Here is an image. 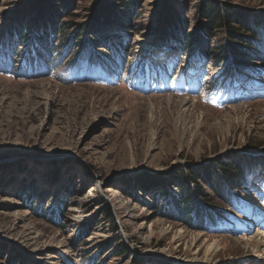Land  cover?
Returning <instances> with one entry per match:
<instances>
[{"label": "rangeland", "instance_id": "374dc122", "mask_svg": "<svg viewBox=\"0 0 264 264\" xmlns=\"http://www.w3.org/2000/svg\"><path fill=\"white\" fill-rule=\"evenodd\" d=\"M58 1L0 0V51L14 43L8 28L33 7L20 53H9L14 63L0 54V264H264V240L258 250L249 242L264 238V62L245 57L254 75L230 66L231 52L218 51L233 43L229 32L216 29L212 40L202 33L203 0H139L122 22L118 0H71L59 38L34 42L36 6L58 9ZM212 1L264 25V0ZM98 11L108 20L96 31ZM108 35L123 38L122 57L105 69L57 57L54 73L17 69L31 47L37 55L52 44L78 50ZM191 38L196 48L181 51ZM202 42L210 51L203 58L195 53ZM254 45L264 51V40ZM235 160L245 174L228 205L190 179L219 213L217 225L203 230L171 208L191 175ZM226 187L217 189L225 198ZM213 238L219 253L205 259Z\"/></svg>", "mask_w": 264, "mask_h": 264}, {"label": "trees", "instance_id": "16d2710c", "mask_svg": "<svg viewBox=\"0 0 264 264\" xmlns=\"http://www.w3.org/2000/svg\"><path fill=\"white\" fill-rule=\"evenodd\" d=\"M118 1H119L118 7L120 8V12L115 13V15L120 16L118 17L119 19H121L119 21L120 22L124 21L123 18L126 16L132 19L131 15H135L133 11L136 10L139 0H118ZM203 2L204 5L203 6L201 5L200 13L202 17L201 19L205 21L204 25L201 26L204 37L206 38L209 37V40H212L215 37L213 33L216 29H220V30L222 29L224 31V34H227V32H229V34L226 37L231 38L233 43L229 42L226 43V45H222L218 47L219 53L222 54L224 58H226V55L231 52L230 57L233 56V58L227 61L230 64V66L235 67L236 68L235 70L238 71L240 70L239 72H241V74L246 73L249 75H254V70L252 69V67L244 66L243 62L245 57L250 58V56L254 57V59H251L254 62V64H256L257 62H261V63L264 62V51L260 50V47H256L255 45L254 48H251V43L253 41L259 42L264 40V25L261 24L262 23L260 22L261 19L259 20L257 18L253 22H250V20L246 18L243 14L241 15L240 13L237 12L225 11V14L221 13L212 0H203ZM71 5H72L71 0H67V1L59 0L58 9L53 7H50L49 9L40 5L36 6L37 11L34 15L33 23H35V26H39L41 30L37 34V39L33 41L35 42L36 40L39 41L48 40L52 43V40L58 39L60 19L62 18L64 12L65 13L69 12V8H71ZM26 8L25 11L24 10L22 11L20 18L17 19V24H15L14 27L10 26L7 30L8 31L7 37H9V39L14 43L11 46L8 45L6 49H2L0 51V54L9 64L14 63L9 53L11 52L17 54L20 53L19 48L23 44L25 38L24 30L25 27L28 26L27 19L31 16V14H33L32 13L33 7L29 9ZM95 14L96 16H94V18L97 20L94 29H97L96 31H99L100 28L103 29V27L106 25V20H108V16L106 17L104 14H102L99 11L96 12ZM231 23L238 24V26H236L238 28V31L237 29L235 30L230 26ZM231 29H233L234 31H232ZM104 33L103 36L105 35ZM108 37L109 35L103 37L102 40H100L99 38L98 42L94 41V43L83 42V41L81 43L79 42L76 44V46L78 47L81 46L78 50H73L72 44L69 46V48L66 49H64L65 47L64 43L56 47H54L52 44L50 48L47 49L44 55H40V54L37 55V50L31 47L33 56L30 57L29 56L30 51H26L25 56L20 58L21 61L16 62L17 69H20L21 71L25 72L29 67L32 66L31 69L32 70L34 69L36 71L30 73V75L33 76L35 73L40 74V68L42 66H46L47 69L45 70L47 71L48 74L54 73V71H59V69H62L57 67L58 64H54L55 63L54 57L59 58L61 62L65 58L66 59L71 58L70 65L71 64L75 65L78 62H81L82 64L87 63L88 70H89V65L93 66V68L102 66L103 69H105V67H107L106 65L107 62L116 63V61L120 60L122 57V54H119L118 52H119V48L121 47L123 38L120 39V42H115V40L112 41L111 38ZM181 37H182L181 39H183L186 36L182 34ZM194 41L197 42L198 44V41L194 38H191L190 40H186L185 44L179 45L180 50L183 51V50H189L191 48H196L194 45ZM26 46L27 45H25V47ZM203 47L204 49H202ZM199 49L200 50H195V53L198 52L197 54L202 58L207 57L208 53L210 52L208 51L206 42H202L199 46ZM248 50H252V51L249 52L250 53L249 56H246ZM60 71L64 72L65 70L63 69ZM235 161L236 164H233L234 166L232 168H228L224 164L217 167L218 174L216 171H215L216 173L211 174L214 171L212 169L208 172V174H205L204 172H199L197 174L191 175L190 178L186 180V182L185 181L182 182V186L178 191L179 194L178 197L182 196L180 198L181 201H179V204L178 203L176 204L174 201L172 203L170 202L169 205H171V208L182 212L185 215V218L188 223L196 222L200 225V228L205 227L202 228L203 230H207L209 226L217 225L216 220L214 221L213 217L214 215H217L219 213H216V211H214L213 206L210 205L208 202L207 203L204 202L206 198H204V196L200 197L201 191L199 190V188H197V190L192 189L194 187L192 183L194 182H190V181L199 180L201 183L205 184L207 188L213 191L215 195H217L218 199H216L215 201H219L223 203V205H228V200L230 199L229 197L232 196L229 194V192L238 186L239 182L243 180L245 174L241 168L243 162H240L241 160L240 161L235 160ZM231 173L233 176L231 175ZM215 178L218 180L214 181ZM232 178H235V180H232ZM151 182H153L151 183V185L153 186L157 184L156 180H151ZM222 186H227L226 198L224 197L223 190L217 192V189H220V187ZM198 194H199V199L200 198L203 199L202 201L197 202L196 196ZM197 204L199 206H197ZM179 207L180 210L178 209ZM105 209H108V211L106 210L105 213L107 215H110L109 207L107 206ZM221 212H223L222 209L220 210V213ZM148 262H144V264L145 263L163 264V262L161 263L160 261L152 260V259L149 260Z\"/></svg>", "mask_w": 264, "mask_h": 264}, {"label": "bare ground", "instance_id": "6f19581e", "mask_svg": "<svg viewBox=\"0 0 264 264\" xmlns=\"http://www.w3.org/2000/svg\"><path fill=\"white\" fill-rule=\"evenodd\" d=\"M206 79H205V81H207L208 79H210V77H209V75H207V77H205ZM189 80H188V78H186L185 79V81L184 82H188ZM168 102V101H167ZM186 104V100L185 99H182L181 100V105H183L184 106V108H186L185 105ZM189 104V103H188ZM198 106V105H197ZM189 108H196L195 107V105H194V103L192 102V103H190V105L188 106ZM234 111V110H233ZM237 112V111H236ZM230 113H232V112H230ZM181 231V230H180ZM183 233L185 234V233H187V231H183ZM194 237H198L197 238V240H200L201 239V237H202V235L201 234H198V233H196V235H194ZM264 240V238L260 235V234H257V233H255L254 234V236H252V238L250 239L249 238V242H251L250 244H251V246L255 249V250H258V248H259V244H261V242ZM211 242H208L207 241V243H209V245L208 246H206V249H205V252H204V258L205 259H210L211 257H213V256H215L216 255V253H219V252H217V251H219V249H220V244H219V240H217V239H212V240H210ZM257 248V249H256Z\"/></svg>", "mask_w": 264, "mask_h": 264}]
</instances>
